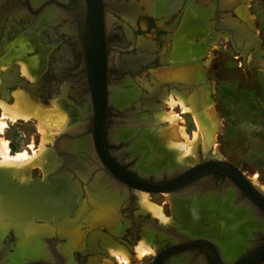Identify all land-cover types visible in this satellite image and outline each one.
<instances>
[{"label": "flooded vegetation", "instance_id": "1", "mask_svg": "<svg viewBox=\"0 0 264 264\" xmlns=\"http://www.w3.org/2000/svg\"><path fill=\"white\" fill-rule=\"evenodd\" d=\"M249 1L90 0L93 6L89 8L88 1L84 0H36L35 3L31 0H0V55L4 42L10 41L14 35L23 34L29 37L28 41L33 47L32 53L27 57L34 56L36 46L41 50V60L47 62L42 71V79L46 78L45 84L39 81L42 75L32 82L25 79L20 75L18 65L11 64L0 69V99L11 103V93L16 88H21L42 107L46 103L51 105L52 101H58L70 111L67 128L72 130L79 125V110L86 108L85 130L80 134L61 133L56 139L60 135L69 136L61 138L73 143L68 153L78 156L91 167L90 175L84 177L82 168L76 166L72 159L74 156L69 157L68 165V160L64 159L62 153H57L55 169L46 176L34 178L49 187L51 184L46 178L64 164V170L53 176L54 195L57 203L73 200L74 206L72 214L54 224L53 228L36 222L31 217L22 218L21 221L7 217L0 207V215L18 224L10 225L0 241V264H66L67 256L58 252L65 244L61 235L74 237L75 233L79 234L80 243L74 246L71 264H83L85 260L88 264H98L100 258L108 257L107 247L111 244L134 254L139 236L154 250L151 264H236L246 255L259 256L262 260L258 263L264 264V191L257 188L237 167L218 157L206 155L194 165L180 166L175 162L174 154L159 149L149 135L154 124V118L149 114L151 110L158 108L166 95L172 92L178 94L187 107L188 102L198 99L200 104H204L202 113L210 104L209 87L202 69L200 68L198 75L195 74V69L201 64L198 60L206 48L226 43L237 55L246 75L250 71H264L263 40L248 17ZM51 9L59 12L60 17L47 19L46 12ZM99 9L106 55L108 60L116 57L113 67L109 66L108 61L105 76L108 123L104 147L108 159L130 177L129 182L122 181L113 169L104 166L92 145V129L88 118L92 103L84 74L82 40L85 23L90 20V16L95 21ZM139 20L145 31L155 29L158 36H164L178 26L181 39L189 37L190 41L184 39L180 53L172 54L170 60L161 57L158 41L144 36L136 43H131L128 50L114 48L129 46L124 41V32L119 29H136ZM195 37L203 47H195L192 42ZM164 41L168 45V40ZM138 72H147L151 79L149 81L147 74L141 76L143 93L134 91L133 96L137 97H127L126 92L129 90L115 85L117 83L114 84L113 79H120L122 74L129 77ZM114 85L119 88L115 101L118 109L109 101V88ZM154 87L158 90L157 97L152 95ZM49 99L50 102H47ZM133 102L144 107L142 115L148 114L143 117L148 128L140 140L136 132L128 128H116L120 141L114 143L110 138L111 130L117 124L125 122L128 115L124 109L128 104H134ZM130 116L133 117L132 120L143 119L132 114ZM151 120L153 123L149 124ZM130 141L134 144L132 153L128 151ZM90 142L92 157L85 153L86 148L82 149L83 153L80 150L89 146ZM87 152L89 153L88 150ZM141 157L143 163L138 169L135 164ZM213 163L231 165L243 174L246 181L227 168L210 166ZM167 165L173 168L171 173L165 172ZM200 167L198 174L201 175L197 179L177 189L172 188L175 181L185 175L191 178L189 172ZM96 176L100 178V182L93 180ZM112 189L117 190L114 201L113 198H108ZM86 190L96 196V199L106 198L107 204L102 201L104 205L101 204V207H106L107 217L109 219L111 216V221L103 214V210H99V202L88 201ZM136 191L148 195H166L172 209L171 217L167 218L170 222L161 223L141 208L138 214H131L132 201L137 200ZM82 208L86 213L76 214ZM45 213L44 211L39 216L45 218ZM98 217L106 218L107 221L100 222ZM124 218L129 219L133 225L129 231L130 237L127 238V223L123 221ZM31 220L37 226L32 225ZM117 222L122 225L118 227ZM25 223L40 231L54 233L51 237L43 238L42 248L45 251L48 249L50 260L39 255L32 247L26 248L23 258L12 259L16 255L19 240L15 227H21ZM102 238L111 240V244H103Z\"/></svg>", "mask_w": 264, "mask_h": 264}, {"label": "rangeland", "instance_id": "2", "mask_svg": "<svg viewBox=\"0 0 264 264\" xmlns=\"http://www.w3.org/2000/svg\"><path fill=\"white\" fill-rule=\"evenodd\" d=\"M247 3H248L247 4L248 17L251 20L252 24L254 25V29L258 32L259 36L263 40V46H264V0H250ZM124 28L126 31L124 30ZM124 28L119 30L122 33L124 32V38H125L124 41L126 40L125 42L128 43L129 46L127 47L114 46V48H117L118 50L121 51L128 50L130 48L131 43H136L140 37L144 36L158 41V48L161 51V57L164 59L168 58L170 60L172 54L177 55L180 53L179 51L181 49V46H183V43H185L184 39L190 41L189 37L181 39L182 35L181 33H179L178 26L171 29V31H168L164 36H158L157 33L155 32V29H151L150 31H145L142 22L140 23V20L136 26V29L127 30L128 29L127 27ZM28 38L26 35L18 34L11 37V39H9L10 41L3 43L2 53L0 55V69H5V67H8L11 64L18 65L20 75H22L19 64V61L21 60L26 64H28L30 68L28 78L25 75L22 76L25 79H28L29 81L32 82L34 81V79H37L40 75H42L41 78H39V81L41 80V82L45 84L46 78H44L45 80L42 79L44 75L42 74V71L44 68H46L47 62L44 63L41 60L40 58L41 50L38 49L36 46H34L35 47L34 56L27 57L28 54L32 53L33 51V47H31ZM164 39L168 40V45L165 43L166 41H164ZM192 42L195 45V47H199V48L203 47L201 41H199L198 38L196 37ZM22 47L26 49L24 51L25 55L27 54L25 58H21L20 56V54L22 53ZM198 61L201 64L200 67L195 69V74L198 75L199 70L201 68L203 71L204 80L207 81V86L209 87L208 96L210 99V104L208 105V107L204 109V115L206 116L207 120L210 123L209 124L211 130L210 135L206 132V130H204L205 127L203 126L202 123L198 122L196 118V114L192 113V111L191 113L186 112L178 103L175 105V107L170 109V106L167 103L168 98L173 97L174 100H177V96H178L177 94H173L172 92L166 95V97L162 100V102L159 103V106L156 110L159 111L161 110L160 111L161 114L165 113L164 115L173 114L174 116H176V119L178 120H175L177 122L174 121V124H170V125H169L170 122L167 121L161 122L158 125H156L157 121L154 116L155 114H157V116H160L161 114L159 111L158 114L156 110L154 111L151 110V113L149 115L153 116L155 120L154 124L152 125L153 128H151L149 131L150 137L152 136L151 139L156 144L154 140L153 132L155 128L159 126L162 130L170 133V139H173L177 142L181 139L180 141L184 142V140H182L181 137L179 136L174 137L175 135L174 134L172 135V133L178 134V131L180 129H184L186 135L188 134L187 138H189V141H193L192 135H194L195 132L197 133L196 130H198L196 124L197 122L201 128V132L198 141L194 143V152H195L194 155L187 156L185 158L187 161V165H194L198 162H201L206 157V155L218 157L237 167L247 178H250L251 182L257 188L262 189L264 191V71L262 70L250 71L248 72V75H246L242 71V67H240V62L237 55L230 48L227 47L226 43H223L221 45H212L211 47L206 48L204 54L199 58ZM115 62H116V57L109 58V66L111 65V67H113L115 65ZM146 74L147 72H142V73L138 72L132 74L129 77L126 76L125 74H122L120 79L117 78L113 79V82L114 84L117 83L115 85L124 87L126 90L134 89V91L140 92L142 94L143 91L141 90L142 84L140 82V77ZM148 78L150 81L151 79L150 76ZM115 85L114 87L119 90V88ZM18 91L25 93L33 102H35L34 104L36 105L39 104L31 97L29 93H27L25 90L21 88H16L15 91L13 92H18ZM50 100L51 99H49L47 102H50ZM0 101L3 100L0 99ZM53 102L55 104L57 103L56 105L57 106L60 105L61 107L59 106L57 107ZM6 103L8 104V102ZM37 106H40V104ZM52 106L54 107V110H56L55 109L56 107L57 109L63 108L62 109L63 114L67 115L68 117L66 124V128H67L68 123L70 122V114H69L70 111L65 109V107L58 101H52L51 105H49V103H46L45 107L43 108H53ZM82 106L85 105L83 104ZM139 106H140L139 104H136L135 106L136 108L134 107L135 110L131 112V114L138 119L143 118L145 115H148L147 113L145 115H142L144 113V107L143 106L139 107ZM138 110L140 113H138ZM130 121H132V118H130ZM53 136L54 139H56L57 134L56 135L53 134ZM1 138H3L8 142V146L11 154L25 151L27 153L29 152L28 154L32 156L33 154L31 153L38 152L39 150V144H38L39 134L35 122H28V123L17 122L16 124H12V125L10 123H7V126L4 129V133L1 135ZM200 139L202 140L204 139V140L202 141ZM53 143L52 144L47 143L45 145L48 148L46 150L47 153H49V158H50L47 159L48 165L46 162L44 166L46 168L44 167L41 168V171H40V167L39 169L38 167L33 169L30 172L28 176V180L25 183L36 177H42L43 175L46 176L48 173L52 172L55 169L57 163L56 162L57 155L53 149V145H54ZM50 145H52V147ZM166 152L169 151L167 150ZM171 154H174V158H175V152ZM52 158H54V160ZM85 163L87 164L86 161ZM10 176L12 177L13 180L15 181L18 180L16 177L14 179V176L12 174H10ZM17 182L19 183V181ZM148 196H149L148 198L149 203L153 204L155 207L159 206L166 219L171 217L172 209L169 199L166 195L164 196L148 195ZM55 198L56 196L53 195L52 201H54ZM56 204H54V202L50 203V214L53 216L57 215ZM132 207L133 210L131 211V214L133 215L138 214L139 209L141 208L139 204L138 196H137V200L134 199L132 201ZM150 216L153 217L151 213ZM31 221L30 223L36 225V222L34 221L31 222ZM123 221L127 223V231L125 235V237L127 238V236L130 237L129 231L133 225L130 222V220L127 218H124ZM169 222L170 221L168 220V223ZM116 224L118 227L122 225L120 222H117ZM10 225L14 226L18 224H16V222L9 221L8 219L6 220V218H3V216L0 215V226H2L0 227V241L3 240L6 234V229ZM25 225H27V223ZM25 225H21V227H15L16 233L18 231L17 229H20ZM3 226H5L6 228ZM47 233H51V232H43L37 229L36 227V231H35L36 237L34 238L37 239L38 237H44V236L49 237L46 235ZM18 238H19L17 244L18 249L16 251V255H14L12 259L14 258L21 259L23 258L22 255L26 254L24 250L23 253L19 252L20 251L19 244L21 241L19 235ZM138 240H139L138 244H140L141 242L144 243L143 245L151 249L150 251L152 252L149 253V251H146L145 252L146 254H144L141 258H138L135 254V249H134V254L128 253L123 248L109 243L111 240L102 238L103 244H111L109 247H107L108 253L111 247L114 249H121L128 254L129 260L127 263H123V261H121L120 259L116 260L117 258L113 256L109 258L102 257L100 258L98 264H151L153 258L152 253L154 254V250L148 245V243L145 240L141 239V236L138 237ZM59 252L62 253V248L59 250ZM108 256H110V254H108ZM75 262H77L76 259ZM83 264H88L87 260H85Z\"/></svg>", "mask_w": 264, "mask_h": 264}, {"label": "bare ground", "instance_id": "3", "mask_svg": "<svg viewBox=\"0 0 264 264\" xmlns=\"http://www.w3.org/2000/svg\"><path fill=\"white\" fill-rule=\"evenodd\" d=\"M31 2L35 3L36 0H31ZM59 17H60V13L55 11L54 9H51V10L46 12V18L49 19V20L50 19H57ZM25 50L26 49L22 47V53L20 54L21 58H25L26 57L27 54L25 55V52H24ZM17 59H19V58H17ZM108 61L109 60H108V57H107L106 58V68H107ZM19 64H20V71H21L22 75H25L28 78L29 72H30V70H29L30 68H29L28 64H26L25 62H23L21 60L19 61ZM142 83L145 84V82H142ZM153 89H154V91H153L152 95L157 97L159 95L158 94V90H157L156 87H154ZM88 93H89V97H90L89 90H88ZM117 94H119V90L118 89H116L114 86L109 88V101H110V104L115 106L116 108H118L116 106V102H115ZM133 95H134V89H131V90L128 91V93H126L127 97H129V96L132 97ZM135 96H133V97H135ZM106 99H107V96H106ZM12 100L13 101H12L11 104L10 103L7 104L6 102H4V100L0 101V169L6 170L9 174H12L14 176V179L16 177L18 179L17 181H19L20 184L25 183L28 180V176H29L30 172L33 169H35L36 167H38V169H39V167H40V171H41V168H43L45 166L46 162L48 161L47 159L49 158V153H47V150H46L48 148L45 145L47 143H51L52 144L53 141H54V143L56 142V145L53 143L54 144L53 145V149L56 152V154L57 153L58 154L62 153V155L64 156V159L68 160V162L66 161L68 163V165H69V160H70L69 157H73L74 156V158H72V159L75 160L76 166H79L80 168H82V172L84 174V177H87V176L90 175V171H91L90 165L82 162L79 159L78 156H75V155L71 156V154L68 153L69 151H71V149L73 147V143L69 142V140L66 139L69 136H66V138L60 139L58 141H56L54 139V136H53V134L59 135L61 133H65V132L68 133V134H80L81 132H83L85 130V127H86L85 116H84L86 108H85V110L83 108L79 110L80 111L79 114H78V116H79V122H78L79 125H78V127L76 129L72 130V129L66 128L68 117H67V115L63 114V112H62L63 108L62 109H60V108L57 109L58 106L61 107L60 105L57 106L56 105L57 103L55 104L53 102L57 106L55 108L56 110H54L53 106H52L53 108H43L41 106H37L36 104H34V102L25 93H22L20 91L12 93ZM90 100H91V98H90ZM90 103H91V101H90ZM135 103L134 104H132V103L128 104V106L124 109V111L128 115V117L125 116L126 117L125 122H123V124H121V125L117 124L115 128H112L111 133H110V138H111L112 142L119 143V141H120V137H119V134L117 133L116 128H118V129L130 128L132 131L137 133V138L139 140L143 138V133L148 128L147 125H146V120L143 118V119H139V120L130 121V118H133L132 116H130L131 115L130 113L132 112V110H135L134 109V107L136 106ZM167 103L169 104L170 109L175 107V105L178 103V104L181 105V107L186 112H190L191 113L190 108L187 107L184 104L182 98H180L179 95L177 96V100H174L173 97H169L168 100H167ZM203 105H202V107H203ZM156 111L158 112L159 110H156ZM64 112H65V110H64ZM159 112H158V114H159ZM69 114H70V112H69ZM160 114H161V112H160ZM164 114L165 113L161 114L160 116H157V114H155L154 117L156 118V121H157L156 125H158L161 122H165V121L170 122L169 123V125H170V124H174L175 120H178V119H176V116H174L173 114H170V115H164ZM91 117H92V110H91V115L89 113V117H88L90 126H91V122H90ZM196 118H197L198 122L203 124V126L205 127L204 130H206V132L210 135V133H211V130H210V127H209L210 123L207 120L206 116L204 115V112L202 114H199V116L196 115ZM17 122H24V123L35 122L36 125H37L38 134H39V143H38L39 144V150H38V152L31 153V154H33L32 156H30L28 154L29 152L27 153L25 151L18 152V153H15V154H11L9 146H8V142L6 140H4L3 138H1V135L4 133V129L6 128L7 123H10L12 125V124H16ZM175 122H177V121H175ZM148 123L152 124L153 121L151 120V122L149 121ZM196 124H197L198 130H196L197 133L195 132L194 135H192L193 136V141H189V138H187L188 134L186 135L184 129H180V130L178 129L179 130L178 134L172 133V135L173 134L175 135L174 137H177V136L181 137L182 140H184V142H181L180 141L181 139L178 142L173 140V139H170V133H168L167 131L162 130L159 126H157V127L155 126L156 128H155V130L153 132V136H154V140L156 142V145L158 146V148L166 150V151L168 150L170 153H174L175 152V158H174L175 162L178 165H180V166H186L187 165V161H186L185 158L187 156H193L194 155V153H195L194 152V143L198 141L199 135H200V132H201V128H200L199 124L197 122H196ZM149 129H150V127H149ZM176 133H177V130H176ZM81 139H83V138L81 137ZM200 140H202V139H200ZM77 141H81V140H77ZM126 145H127V143H126ZM50 146L52 147V145H50ZM51 147H49V148H51ZM133 147H134V144L132 142L130 144H128V151L130 153L133 152ZM82 149L83 150L85 149L86 150L85 153L90 154L89 156L92 157L93 154H92L91 142H90L89 146H86V147L84 146L80 150L82 151ZM87 150L89 151V153L87 152ZM49 152H50V150H49ZM54 158H52V159L54 160ZM142 158L143 157L139 158V160L137 162V165L135 164V166L138 169L141 168V164L143 163L142 162ZM47 165H48V162H47ZM44 168H46V167H44ZM47 168H49V167H47ZM165 169H166V171H165L166 173H171L172 170H173V168L170 165H167V168H165ZM93 180L94 181L96 180L97 182H100V178H98L97 176L94 177ZM94 181H93V183H94ZM116 193H117V190H115V189L110 190V192L108 194V198L109 199L113 198V201H114V199L116 197ZM135 193H136V195L139 198V204H140V207L143 210H146V211L150 212L154 217L158 218V220H160L161 223H164V224L168 223V220L164 216L161 208L159 206L155 207L153 204L149 203L148 194L140 192V191H136ZM85 194H86V198L88 199V201H94L95 200L97 203L99 202V204H98L100 206L99 210L100 211L103 210L104 211L103 214L107 217V214H106V210L107 209H106V207L102 208L103 206L101 205V204L104 205V203H102V201L107 204L106 198H104V199L103 198L96 199V196H94L93 194L88 193L87 190H86ZM93 198H95V199H93ZM110 201L111 200H109V202ZM83 210L84 209L82 208L76 214H78V215H79V213L83 214L85 212ZM108 216H109V214H108ZM86 217H87V215H86ZM107 219H108V217H107ZM108 220L109 221L112 220L111 216H110V218ZM32 225H25L24 228L22 227L20 229H17L18 230L17 233H18V235L20 237V240H21L20 244H19L20 245L19 246V249H20L19 252L23 253V250L25 251L26 248H28V247L31 248L32 247L33 250L35 249L34 251H37V253L39 255H42L45 259L50 260L51 259V255H49L47 253L48 249L45 251L42 248V245L44 243L43 238L45 236L44 237H38L37 239H35L34 237H36L35 236L36 228L34 226H32ZM0 227H2V226H0ZM3 227H5V226H3ZM111 228H112V226H111ZM28 229H30V230H28ZM53 234L54 233L51 232V233H47L46 235L51 237ZM61 237L65 239V244H64V246L62 248V253L67 256V263L66 264H70V262H71L70 261L71 260V258H70L71 254L74 252V246L79 245L80 236H79L78 233H75L74 237L71 236V235H65V236L61 235ZM143 244L144 243L141 242L140 244H138L134 248L135 249V254H136V256L138 258H141L144 254H146L145 253L146 251H149V253L152 252V251H150L151 249L147 248V246H144ZM217 248L221 252L220 246L217 245ZM59 253H61V252H59ZM108 254H110V256H108V257H112L113 256V257L117 258L116 260L120 259L121 261H123V263H127L128 260H129L128 254L126 252H124L123 250H121V249H114V248L111 247L109 249V253ZM22 256H24V255H22ZM195 264H199V263H195Z\"/></svg>", "mask_w": 264, "mask_h": 264}, {"label": "water", "instance_id": "4", "mask_svg": "<svg viewBox=\"0 0 264 264\" xmlns=\"http://www.w3.org/2000/svg\"><path fill=\"white\" fill-rule=\"evenodd\" d=\"M88 1V6L91 8L90 0ZM91 15V14H90ZM96 20H90L84 25L83 28V42H82V53H83V67L85 79L87 82V87L91 96L92 103V117L90 119L91 129H92V145L97 158L106 167L113 169V172L124 182H129L130 177L118 169L107 157L105 147H104V136L105 129L108 123V112H107V99H106V87H105V76H106V49L103 38V28H102V18L101 12L97 14ZM197 60V59H196ZM25 85V84H24ZM192 101V102H191ZM188 102V106L191 111L198 115L202 114V104L197 100H191ZM196 101V102H195ZM198 102V103H197ZM207 101H205L206 103ZM60 135L56 141L63 138ZM56 145V142L54 143ZM210 166L215 168L224 167L241 179L245 180L243 174L226 163H213ZM200 168L192 170L189 175L191 178L186 177V175L175 181L172 188H179L187 184L188 182L197 179L201 174L199 172ZM64 170V164H61L56 171L46 178V181L51 185L49 187L45 186L39 179H34L25 185H20L17 181H14L10 174L6 170L0 169V206L3 209V215L7 217H14L13 219L22 220V218H34L36 222L45 223L49 226L57 224L59 221L68 218L72 214V208L74 206V201H66L62 203H57V198L53 199L55 193L53 184L55 180L53 176ZM198 170V171H197ZM192 173V174H191ZM203 174V173H202ZM134 185L133 183H131ZM135 186V185H134ZM54 202L57 206V215L53 216L50 214V203ZM56 202V203H55ZM45 213V218L39 216L42 212ZM55 213V214H56ZM100 222H106V218L98 217ZM53 228V227H52ZM262 259L259 256L246 255L242 259L238 260L236 264H259ZM155 264V263H153Z\"/></svg>", "mask_w": 264, "mask_h": 264}]
</instances>
